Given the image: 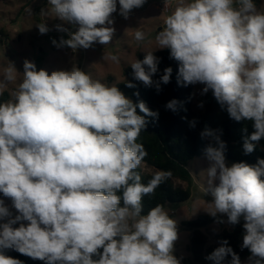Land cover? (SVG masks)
Returning <instances> with one entry per match:
<instances>
[{"label": "clouds", "instance_id": "9594fccd", "mask_svg": "<svg viewBox=\"0 0 264 264\" xmlns=\"http://www.w3.org/2000/svg\"><path fill=\"white\" fill-rule=\"evenodd\" d=\"M118 3L127 19L145 0ZM49 10L78 25L68 39L52 41L57 47L88 49L112 41L117 0H49L41 14ZM164 25L155 36L157 49L170 50L179 63L178 83L203 85L202 94L211 90L230 118L251 121L243 151L252 153L264 139V9L254 0H177ZM36 26L40 34L49 31L45 23ZM144 38L135 32L137 41ZM109 58L119 63L118 56ZM159 62L146 52L130 64L134 79L159 92L173 71L165 68L154 81ZM17 74L22 79L11 98L0 102V193L16 212L0 199V264H23L4 250L44 264H181L174 255L177 221L164 205L145 214L142 203L171 173L158 171L145 184L137 171L147 156L140 134L147 117L158 119L159 113L75 65L49 74L25 59L20 73L9 62L0 89L17 82ZM178 105L173 99L165 107L175 112ZM200 135L210 141L204 150L205 193L212 196L207 212L226 215L232 225L242 219L248 264H262L264 158L229 165L217 131L206 127ZM229 256V264H241L224 240L206 259L223 264Z\"/></svg>", "mask_w": 264, "mask_h": 264}, {"label": "rangeland", "instance_id": "374dc122", "mask_svg": "<svg viewBox=\"0 0 264 264\" xmlns=\"http://www.w3.org/2000/svg\"><path fill=\"white\" fill-rule=\"evenodd\" d=\"M171 0H145L142 7L133 9L127 19L119 14V3L117 0V11L112 14L114 19L115 33L112 41L108 45L94 43L88 49L78 48L73 50L67 46L57 47L52 43L61 38L68 39L69 32H75L78 25L61 21L55 17L51 10L47 14H41V11H47L49 0H0V78L3 77V70L9 64L13 63L18 72H23V62L25 59L36 64L37 69H45L51 74L55 70H70L73 65L91 75L93 79L101 80L109 85L119 84L125 81L127 77L124 70L131 67L130 64L137 59V53L146 54L148 51H158V44L155 36L162 30L164 21L176 7L177 0H173L172 5L167 4ZM255 1V0H254ZM257 8L264 9V0L255 2ZM166 8L170 11L166 12ZM45 23L49 31L46 34H40L37 24ZM60 25L66 31H60L57 26ZM140 30L144 33V39L137 41L135 32ZM116 55L119 63L112 61L109 57ZM138 60V59H137ZM21 74H17V82L11 83L5 89H0V96L4 92H9L10 98L13 90L17 86ZM203 85H194V104L197 109L203 110L205 97L208 93L202 94ZM203 104L200 107V104ZM229 165L231 162L226 161ZM207 160L205 156L196 158L189 162L188 169L194 178L192 187L193 197L189 202L180 205L166 206L170 217L177 221L179 227L184 221H192L199 216L208 215V204L212 201L210 192L205 193L207 185ZM144 172L155 174L158 170L148 167L144 163L138 167ZM175 185L186 187L185 182L174 180ZM5 204L16 214L15 209L11 208V200L2 198ZM221 219L209 226L208 234L211 240L216 237L217 230H222L229 226L227 216L218 214ZM223 221V222H221ZM3 222V221H0ZM243 220L241 219V226ZM15 226H19L18 224ZM206 232V229H205ZM179 239L174 245V255L177 258L188 257L190 252L191 233L178 229ZM217 244V241L214 242ZM208 246V244H207ZM250 257V256H248Z\"/></svg>", "mask_w": 264, "mask_h": 264}, {"label": "trees", "instance_id": "16d2710c", "mask_svg": "<svg viewBox=\"0 0 264 264\" xmlns=\"http://www.w3.org/2000/svg\"><path fill=\"white\" fill-rule=\"evenodd\" d=\"M153 54L160 58L158 72L152 77L154 81L159 80L165 68L171 67L173 70L170 82L166 85L161 83L159 92L155 85L145 86L142 82L135 80L131 67L124 70L127 79L117 84L118 89L134 103L144 101L150 110L159 113L158 119L147 117L146 129L140 134L139 142L147 151V156L142 163L158 171L170 172L171 177L162 182L152 194L143 197L145 214L157 205H164L166 208L168 204L180 205L192 199L194 178L188 169V164L196 158L205 156L204 150L210 141L207 138H201L200 133L206 127L216 130L221 140L225 142L226 161L231 163L243 161L254 165L258 158H264V139L256 143V148L252 153L245 154L243 151L244 137L254 130L251 121L237 122L230 118L226 109L221 108L211 91L205 97L203 110L197 109L193 97L194 85L184 86L182 82L178 83L179 63L170 58V50L162 49L154 51ZM145 55L138 52L137 59L143 60ZM128 82L134 84L135 87H127ZM137 92L138 96L135 95ZM9 99V92H4L0 96V102H6ZM173 99L179 102L175 112L165 107ZM137 111L139 112V109ZM140 114L143 115V113ZM192 121H195L194 127L191 126ZM137 171L145 184L154 176L144 172L143 169L138 168ZM174 180L185 182L187 186H177ZM2 198L3 194L0 193V199ZM220 219V215L216 217L202 215L195 220L182 222L178 229L189 231L191 239L188 246L190 256L178 258L181 264H214L206 257L224 240L228 241V245L238 254L240 260L251 256L248 249L241 250L243 224L241 226L230 224L229 227L223 228L218 236V243L214 246H207L208 236L202 229L208 228ZM4 254L21 260L23 264H44L43 261L32 260L14 250H4ZM230 260L229 256L223 264H229Z\"/></svg>", "mask_w": 264, "mask_h": 264}, {"label": "crops", "instance_id": "0c3cea01", "mask_svg": "<svg viewBox=\"0 0 264 264\" xmlns=\"http://www.w3.org/2000/svg\"><path fill=\"white\" fill-rule=\"evenodd\" d=\"M254 2H258V0H255ZM226 227H229V226H226ZM226 227H224V228H226ZM205 229H206V232H205ZM207 229H209V227L208 228H204V229H202L204 232H205V234L208 236V247H210V246H214V245H216L214 242L215 241H217L218 240V236H219V234L221 233V231L223 230H217L218 232H216V237L214 238V240H211L210 239V237H209V234H208V230ZM217 243H218V241H217ZM248 258L249 257H245L244 259H242L241 260V264H248Z\"/></svg>", "mask_w": 264, "mask_h": 264}, {"label": "built area", "instance_id": "2783aa9c", "mask_svg": "<svg viewBox=\"0 0 264 264\" xmlns=\"http://www.w3.org/2000/svg\"><path fill=\"white\" fill-rule=\"evenodd\" d=\"M172 2H173V0H171L170 2H168L167 4H169L170 3V5H172ZM170 11V9L169 8H166V12H169ZM238 224H240V223H238ZM238 224H236V225H238ZM241 250L243 251L244 249L243 248H241Z\"/></svg>", "mask_w": 264, "mask_h": 264}]
</instances>
